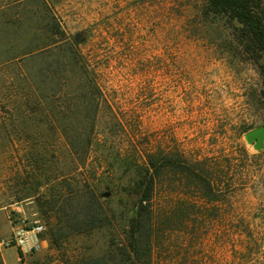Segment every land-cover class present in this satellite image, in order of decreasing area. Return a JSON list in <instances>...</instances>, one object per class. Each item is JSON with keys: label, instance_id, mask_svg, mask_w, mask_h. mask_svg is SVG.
<instances>
[{"label": "rangeland", "instance_id": "rangeland-1", "mask_svg": "<svg viewBox=\"0 0 264 264\" xmlns=\"http://www.w3.org/2000/svg\"><path fill=\"white\" fill-rule=\"evenodd\" d=\"M204 5L0 0V264L15 259L1 235L13 226L45 242L19 248L17 264L107 256L133 214L122 168L105 159L144 164L151 154L181 161L157 180L155 205L176 213L158 264H264V150L243 139L264 126L263 80L192 23ZM216 32L228 39L223 26ZM180 165L210 174L214 202ZM110 181L116 188L103 187ZM91 189L105 226L53 247V199L88 202Z\"/></svg>", "mask_w": 264, "mask_h": 264}, {"label": "trees", "instance_id": "trees-1", "mask_svg": "<svg viewBox=\"0 0 264 264\" xmlns=\"http://www.w3.org/2000/svg\"><path fill=\"white\" fill-rule=\"evenodd\" d=\"M198 10L199 15L193 18L192 23L197 24L200 32L204 29L210 39L222 41V46H226L229 53L243 54L258 66L263 80L261 98L264 99V0H205L203 8ZM221 26L229 32L228 39L223 40L222 35L216 32ZM74 60L78 63L76 58ZM105 162L112 170L117 171L114 163L122 168L119 180L124 182L122 188L126 194L122 202L131 208L133 214L126 240L121 243L113 241L112 250L107 256L82 259L73 264H158V250L164 247L176 228L173 220L176 213L172 210L163 212L155 205L157 180L165 167L176 166L174 162L181 161L171 158L163 163L157 154H151L144 164L110 157ZM176 168L189 174L197 190L201 188L205 191L204 198L210 202L216 200L215 186L208 172L184 165ZM103 187L116 188L113 181L103 182ZM90 194L88 202H73L69 206L60 205L59 201L53 199L51 209L56 213V224L48 234L53 247L58 249L73 236L105 226L107 218L99 197L92 189ZM188 214H184L183 219H187ZM169 262L171 264L172 257Z\"/></svg>", "mask_w": 264, "mask_h": 264}, {"label": "crops", "instance_id": "crops-1", "mask_svg": "<svg viewBox=\"0 0 264 264\" xmlns=\"http://www.w3.org/2000/svg\"><path fill=\"white\" fill-rule=\"evenodd\" d=\"M21 231H22V228H21L20 226H13L11 230H8V231H2L1 235H2V237H3L4 239H7V238L10 237V236H13V235H15V234L21 233ZM29 233H30V232H29ZM23 234H24V233H23ZM25 235H26V234H25ZM28 237L30 238V243H29V246H30V247H31L33 244H40L41 246H42L43 244H45V242H43L42 240H39V239H38V242H39V243H37V242L35 241L36 238H34L32 234L28 235ZM46 244H47V243H46ZM10 249H14V250H16V251H15V253H16V255H15V259L13 260V256H12V254H9V255H8V253H6V254L3 255V256H4V261L6 262V264H17V263L19 262V252H20V249L17 248V247H12V248H10ZM24 250H25L26 252L28 251L27 248L24 249ZM22 251H23V250L21 249V252H22ZM25 251H24V252H25Z\"/></svg>", "mask_w": 264, "mask_h": 264}, {"label": "water", "instance_id": "water-1", "mask_svg": "<svg viewBox=\"0 0 264 264\" xmlns=\"http://www.w3.org/2000/svg\"><path fill=\"white\" fill-rule=\"evenodd\" d=\"M243 139L246 145L252 148L254 153H261L264 150V126L248 132L244 135Z\"/></svg>", "mask_w": 264, "mask_h": 264}, {"label": "built area", "instance_id": "built-area-1", "mask_svg": "<svg viewBox=\"0 0 264 264\" xmlns=\"http://www.w3.org/2000/svg\"><path fill=\"white\" fill-rule=\"evenodd\" d=\"M43 227L42 226H37L34 228V233H40L42 232ZM38 243V240H36ZM29 243H30V238L22 233L15 234L11 236L9 239L3 242V246L6 248H12V247H17L21 248L22 250L29 248ZM38 244H35L37 246Z\"/></svg>", "mask_w": 264, "mask_h": 264}, {"label": "flooded vegetation", "instance_id": "flooded-vegetation-1", "mask_svg": "<svg viewBox=\"0 0 264 264\" xmlns=\"http://www.w3.org/2000/svg\"><path fill=\"white\" fill-rule=\"evenodd\" d=\"M163 73H160V75H162Z\"/></svg>", "mask_w": 264, "mask_h": 264}]
</instances>
